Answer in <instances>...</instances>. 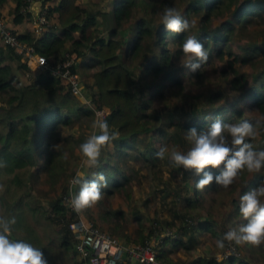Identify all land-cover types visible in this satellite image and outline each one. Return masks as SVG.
Listing matches in <instances>:
<instances>
[{
    "label": "trees",
    "instance_id": "1",
    "mask_svg": "<svg viewBox=\"0 0 264 264\" xmlns=\"http://www.w3.org/2000/svg\"><path fill=\"white\" fill-rule=\"evenodd\" d=\"M4 1L0 0V5ZM11 1L13 6L0 9V16L5 22L10 16L11 24H6L20 42L32 44L37 52L52 61L68 51L83 59L85 66L95 67L87 83L89 98L95 107L105 109L103 119L110 131L118 132L119 136L111 142V149L109 144L102 147L100 166L90 168L83 177L92 181L94 173H103L108 185L102 189L104 195L126 188L131 177L119 167H116L117 173L107 174L105 164L113 155L125 158L129 156L128 150H134L155 173H166L160 197L172 199L166 208L165 224L176 226V233L161 239L156 258L168 264H181L170 255V247L192 248L198 242L197 234L204 231L220 238L223 228L216 231L213 221L202 217L197 210L203 194L220 186L212 183L198 190L195 183L201 176L182 166L171 167L167 156L158 159L155 153L161 143L159 147H153L148 136H156L158 141L168 138L181 153H186L191 147L185 138L187 131L193 127L198 131L206 129L224 109L221 105L213 106L212 101L216 98L213 96L208 98V105L202 103L200 106L192 100L171 102L158 110L150 107L160 89L181 85L180 75L184 68L178 61L185 57L181 45L187 36L193 35L208 51L207 62L210 57L223 62L221 72L229 76L232 89L243 88L251 75V83L243 93L264 114V0H43L41 10L45 9L47 21L39 33L31 25L33 17L29 6L22 9L30 4V0ZM166 6L176 8L189 20L196 16V27L177 34L167 31L161 22L153 27L150 20L139 16L134 20L131 39L120 36L132 9L154 13L160 8L162 13ZM224 15L229 20L211 24L212 19ZM23 21H28L29 25L17 31L16 26ZM235 34L239 35L240 52L229 44ZM244 36L248 37L247 42L241 44L239 38ZM123 43L125 48L121 54L119 50ZM146 49H155L158 57H150L144 63L141 78L157 77L163 72V81L157 82L149 94L125 63ZM248 63L251 72L238 71L237 65ZM15 70L26 71V78L19 87ZM72 70L75 71L73 67ZM198 73L199 70L192 74ZM231 113L238 116L240 111L234 108ZM80 115L90 117L93 111L70 93L61 77H55L49 69L35 72L21 60L20 53L0 41V162L5 164L0 167V217H15L9 238L23 240L41 249L47 264H83V260L76 255L75 237L67 225L68 208L64 197L68 194V183L61 184L60 194L48 200L47 208L42 207L30 190V178L37 173L34 150L37 154L45 152L44 167L48 170L64 149H55L48 141L42 149L39 145L47 140L48 134L62 143L72 139L71 134L57 136V126L58 123L72 125ZM160 119L164 120L162 125ZM31 134L37 135L36 141ZM246 140L250 142L249 138ZM138 145L143 147L142 150ZM260 149L264 150V137ZM262 169L261 173H240L244 182L242 192L264 182ZM206 170L218 174V170ZM74 190L77 193L79 185L74 186ZM104 213L117 217L123 215V210L117 209L113 213L104 210ZM61 220H64L63 224L59 223ZM153 225L146 232L140 227L135 242L142 243L152 232L159 230ZM188 261L190 264H249L241 256L227 259L200 256Z\"/></svg>",
    "mask_w": 264,
    "mask_h": 264
},
{
    "label": "rangeland",
    "instance_id": "2",
    "mask_svg": "<svg viewBox=\"0 0 264 264\" xmlns=\"http://www.w3.org/2000/svg\"><path fill=\"white\" fill-rule=\"evenodd\" d=\"M160 14V8L154 13L139 12L136 8L132 9L129 18L123 24L120 36L125 40L131 39L134 20L139 16H143L145 19L150 20L153 27L156 26L161 22ZM192 20L197 23L196 16H192L190 21ZM220 20H229V18L224 15L218 19H212L211 24H215ZM6 23L9 24V21L6 20ZM24 24H27L26 21L23 22V25ZM20 27H22V25H20ZM238 36V34H235L231 38L229 44L232 49L240 52ZM247 39L248 37L244 36L239 38V41L243 44L247 42ZM124 48L125 43L122 44L119 50L121 54L123 53ZM150 57L157 59L158 56L155 49L143 50L138 56L132 58V60H125L127 67L131 69L134 76L141 81L145 90L149 91L148 94L154 91L156 87L154 85L157 82L163 81V72L157 77L145 76L143 79L141 78L142 67ZM185 59L186 57L179 58L178 63L183 64ZM222 65V61L210 57L209 62H206L202 68L199 69L198 75H194L184 68L180 75L181 85H167L160 90L158 89L159 93L157 92L153 97L150 109L154 107L158 110L163 106H167L171 102L185 101L187 103L192 100L198 102V105L200 106L202 103L203 105H208V102H210L208 98L213 96L216 97L212 101L213 106L217 107L221 105L220 107L224 110H222L219 118L223 119L226 123H239L244 119L256 121L261 117H264V114L259 111L258 107L253 105L250 102L249 97L243 93L248 87L249 82L251 83V77H249L251 75L248 76V82L245 83L243 88L234 90L229 86V76H225L221 72ZM237 66L238 71L251 72V66L249 63L239 64ZM19 72L20 74H24V76L26 75V71L15 70L17 76ZM78 74L85 86V92L89 93L87 83L91 78L90 68L84 69L81 67L78 70ZM20 80L21 81L18 82V87L23 82L22 79ZM234 108L240 111L238 116L232 115L231 111L234 110ZM94 120V114L90 117L80 115L79 117H76V120H74L72 125L65 126L58 123V132L56 135L63 136L65 134L66 136L71 134L73 138L62 143L61 140L56 139L54 136L51 138L50 134H48L47 140L44 139L41 142L39 149L44 148L47 141L55 149H61L62 147L64 149L61 156L55 158V164L53 163L48 170L44 167L45 152L37 154V150H34L37 173H34L30 178V190L37 196L42 207L47 208L49 203L48 200L58 196L61 191V186L69 183L74 175L77 176L78 173L85 174L90 170L91 167H88L87 164L84 163V157H82L79 152V145L94 131L92 128ZM162 123H164V120L160 119V124L162 125ZM36 136L37 135L31 134L33 140L34 138L37 140ZM263 137L264 127H259L257 129V135L248 138L250 139V143H252L256 149L261 150L260 145L263 143ZM157 138L158 137L156 136H148V141L153 147H159V143H161V146H168L169 149L175 148L179 151L178 147L172 142V140L163 138L162 141L159 140V142ZM111 146L110 142L108 147L111 149ZM142 148V146L138 145L139 150H142ZM128 153L129 156L125 158H122L119 155H113L109 162L105 164L107 174L117 173L116 167H119L131 177L130 180H128L126 188L115 190L113 194L103 195L100 201L89 207L88 210H83L81 212L88 221L115 235L126 244H141L135 242L138 236L137 230L141 227L143 231L146 232L149 226L154 223L157 224L155 227L159 229L158 231H162L166 227L170 231L172 229L173 234L171 235L173 236L176 233V226H166L165 224V219L168 218L166 208L172 199H162L160 197L162 194L160 189L165 185L166 173H155L144 159L136 155L134 150H128ZM262 171L263 169L260 170V173ZM240 173L249 174L250 172L243 170ZM240 173L235 178L233 184L227 189L218 187L216 190L205 192L203 197L200 198V203L197 206V210H199V214H201L202 217H207L213 221L212 226L216 231H219L221 227L223 228L222 234H224L225 231L236 228L238 225L246 223L239 212L240 197L254 188H249L244 192L241 191L244 182L241 179L242 177ZM53 178H55L56 181H52ZM189 195H191V193H189ZM263 202L264 198H262V203ZM117 209H122L123 215L117 217L104 215V210L109 212L112 211L113 213ZM197 239V244L189 249H185L183 246L170 247V255H172L173 258L180 260V263H182L191 258H197L200 256L216 257L217 253L221 251V249H218L215 246V241L218 239L217 236L211 232L204 231L198 233ZM244 245L245 244L237 245L241 255L244 254ZM262 245H264V243H262ZM157 249L158 244L156 245V250Z\"/></svg>",
    "mask_w": 264,
    "mask_h": 264
},
{
    "label": "clouds",
    "instance_id": "3",
    "mask_svg": "<svg viewBox=\"0 0 264 264\" xmlns=\"http://www.w3.org/2000/svg\"><path fill=\"white\" fill-rule=\"evenodd\" d=\"M161 23L172 33H184L196 27L194 20L190 21L174 7H165L160 14ZM181 50L186 57L182 67L188 71L197 72L203 63L208 60V51L195 36L189 35L183 41ZM264 127V117L250 122L243 120L239 123H226L219 117L203 130L195 127L187 131L186 140L191 147L186 153L175 148L161 146L155 153L158 159L169 160L171 167H183L194 170L195 175L201 176L195 187L203 190L206 186L215 183L227 189L243 170L258 173L264 168V150H258L246 138L255 137L257 129ZM94 131L79 145V152L84 157L88 167L98 168L99 157L103 146L116 140L119 133L110 131L105 119L99 117L93 121ZM98 133V134H97ZM58 147V146H56ZM5 166L0 162V167ZM206 169L218 170V174ZM95 179L88 181L83 174L78 173L70 184L79 185V191L70 196L69 206L77 213L91 207L102 199L107 180L103 173H94ZM264 182L240 197L239 212L246 223L225 232L216 239L215 246L223 250L226 242L236 245L248 244L258 247L264 243ZM15 217H0V264H47L41 249L23 240L9 238L11 225Z\"/></svg>",
    "mask_w": 264,
    "mask_h": 264
},
{
    "label": "built area",
    "instance_id": "4",
    "mask_svg": "<svg viewBox=\"0 0 264 264\" xmlns=\"http://www.w3.org/2000/svg\"><path fill=\"white\" fill-rule=\"evenodd\" d=\"M28 6L26 5L22 9H26ZM44 12L45 9L41 10L40 7L37 17L33 21L36 33L41 31L42 25L47 21ZM0 41L20 53L21 60L25 61L30 69L37 72L49 69L50 73L55 77H61L68 85L70 93L82 103L89 105L95 119H97V114L102 119L105 117V109L95 107L89 96H86L84 85L81 82L78 71L75 69V52L65 51L62 56L50 62L44 54L37 52L32 44L20 42L1 16ZM72 67L75 71L72 70ZM74 177L76 176L74 175L71 180ZM70 181L68 183V194L64 197V203L68 208L67 225L75 237L74 250L76 255L83 260V264H122L129 262L132 257L137 259L138 264H168L156 258V245L163 237L173 234L172 229L170 231L166 227L162 231L155 230L141 244H126L115 235L88 221L82 212L77 213L69 206L70 196L76 193ZM71 213L72 215L70 216ZM59 223L63 224L64 220L59 221ZM156 225L154 223V227ZM231 256L239 257L241 254L234 242H226V247L217 253L216 258L227 259ZM181 264L190 263L189 261H184Z\"/></svg>",
    "mask_w": 264,
    "mask_h": 264
},
{
    "label": "crops",
    "instance_id": "5",
    "mask_svg": "<svg viewBox=\"0 0 264 264\" xmlns=\"http://www.w3.org/2000/svg\"><path fill=\"white\" fill-rule=\"evenodd\" d=\"M45 5H46V3H45ZM12 6H13L12 1L11 0H6V1H4L2 3V5H0V9L3 10V9H6V8H11ZM40 7H39V10H40ZM28 10L31 12L32 17H33L32 22H31V25L33 26V21L37 17V14H35V12L38 10V8H36V6L34 5V3L31 1L30 4H29ZM6 20L9 21V24H11L10 16L7 17ZM23 22L21 24H19V25L16 26L17 31L18 30H21L22 28L27 27L29 25V22L28 21H26L27 24H24V25H23ZM20 25H22V27H20ZM48 60L51 62V59L48 58ZM82 60L83 59H81L80 57H77L76 58L75 64L77 63V65L75 66V69L77 71L81 67L84 68V69H89V67L85 66V64H84V62ZM93 70H95L94 67L90 68V71L91 72ZM35 72H37V71H35ZM25 78H26V76H24V74H18V76H16V79H19L18 81H21L20 79H22L24 81ZM81 82H82V79H81ZM86 96L88 97L89 94L86 93ZM244 246H245L244 247V254L241 255L242 258H244L249 264H264V248H263L264 245L261 244L260 246H258V248L254 247V246H251V245H248V244H245ZM126 264H129V262L127 261Z\"/></svg>",
    "mask_w": 264,
    "mask_h": 264
},
{
    "label": "water",
    "instance_id": "6",
    "mask_svg": "<svg viewBox=\"0 0 264 264\" xmlns=\"http://www.w3.org/2000/svg\"><path fill=\"white\" fill-rule=\"evenodd\" d=\"M32 2L36 6V8H38V10L35 12V14H37V12L39 11V7L41 6L43 0H33ZM76 65L77 63L75 64V66ZM129 264H137V259L135 257H132L129 261Z\"/></svg>",
    "mask_w": 264,
    "mask_h": 264
}]
</instances>
